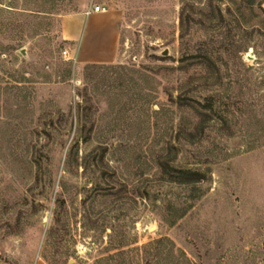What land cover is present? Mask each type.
Segmentation results:
<instances>
[{
	"label": "rangeland",
	"instance_id": "obj_1",
	"mask_svg": "<svg viewBox=\"0 0 264 264\" xmlns=\"http://www.w3.org/2000/svg\"><path fill=\"white\" fill-rule=\"evenodd\" d=\"M0 264H264V0H0Z\"/></svg>",
	"mask_w": 264,
	"mask_h": 264
},
{
	"label": "crops",
	"instance_id": "obj_2",
	"mask_svg": "<svg viewBox=\"0 0 264 264\" xmlns=\"http://www.w3.org/2000/svg\"><path fill=\"white\" fill-rule=\"evenodd\" d=\"M93 13H90V14H85L84 12V16L87 17L89 15H91ZM94 14H102L101 18L105 23H108V26L110 28V37H109V40H110V46H109V50L107 53H103L101 54L102 56L101 57H98V59H92L90 57H87V56H83L82 54V48L81 49V57H82V60L85 61V62H102V63H109V62H112L114 60V56H115V47H116V33L114 31V28H113V24L111 21H109L107 19V16L103 14V12H95ZM77 17H82V16H77ZM75 18V17H74ZM70 20L73 19V18H69ZM65 21V20H64ZM67 21H68V18L66 19L65 23H64V29H63V32L66 34L69 32V30L66 28V24H67ZM70 40H73L75 42V40L77 41V37L76 36H72L70 35L69 37ZM79 42V41H78ZM80 47H81V44L79 43Z\"/></svg>",
	"mask_w": 264,
	"mask_h": 264
},
{
	"label": "trees",
	"instance_id": "obj_3",
	"mask_svg": "<svg viewBox=\"0 0 264 264\" xmlns=\"http://www.w3.org/2000/svg\"><path fill=\"white\" fill-rule=\"evenodd\" d=\"M182 177V180L185 181H190L191 179L193 180L195 178L196 181H198V179L202 178V174L198 171H190V170H181L180 171Z\"/></svg>",
	"mask_w": 264,
	"mask_h": 264
},
{
	"label": "built area",
	"instance_id": "obj_4",
	"mask_svg": "<svg viewBox=\"0 0 264 264\" xmlns=\"http://www.w3.org/2000/svg\"><path fill=\"white\" fill-rule=\"evenodd\" d=\"M105 8L99 5H93L91 7H89L86 11L85 14H90V13H95V12H104ZM63 54L66 55L67 54V49L63 50Z\"/></svg>",
	"mask_w": 264,
	"mask_h": 264
},
{
	"label": "water",
	"instance_id": "obj_5",
	"mask_svg": "<svg viewBox=\"0 0 264 264\" xmlns=\"http://www.w3.org/2000/svg\"><path fill=\"white\" fill-rule=\"evenodd\" d=\"M163 54L165 55V54H167V52H166V51H164V52H163Z\"/></svg>",
	"mask_w": 264,
	"mask_h": 264
}]
</instances>
